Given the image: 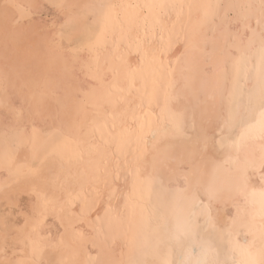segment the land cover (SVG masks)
Listing matches in <instances>:
<instances>
[{
	"label": "bare ground",
	"instance_id": "obj_1",
	"mask_svg": "<svg viewBox=\"0 0 264 264\" xmlns=\"http://www.w3.org/2000/svg\"><path fill=\"white\" fill-rule=\"evenodd\" d=\"M45 2L75 7H56L61 20H45L50 35L37 51L6 50L4 5L39 4L42 12ZM101 4L109 7H86ZM249 4L255 6L250 16L237 7ZM259 5L260 0H0V261L32 264L35 255L58 264H182L194 258L177 231L190 211L196 213L197 239L212 231L210 215L217 231L232 229L241 244L251 241L247 227L233 225L243 201L232 191L236 156L220 143L219 121L209 131L215 144L203 146L200 135L213 103L208 82L219 59L229 88L234 81L245 105L250 91L258 92L256 50L264 25ZM53 37L61 46L49 53ZM193 43L197 53L189 50ZM242 52L246 59L233 72L232 61ZM185 65L189 71L182 73ZM184 75L196 82L194 94L183 93ZM69 90L75 109L62 121L53 114ZM169 90L178 94L171 103L164 94ZM214 103L227 110L226 99ZM175 114L181 131L172 122ZM246 120L258 123V100ZM262 148L259 135L246 145L257 156ZM261 175L257 167L249 183L257 200L248 206L249 219L257 227ZM209 185L218 190L211 200ZM181 191L185 199H177ZM49 241L63 243L53 247ZM218 248L227 264L244 259L229 251L227 241Z\"/></svg>",
	"mask_w": 264,
	"mask_h": 264
},
{
	"label": "snow or ice",
	"instance_id": "obj_2",
	"mask_svg": "<svg viewBox=\"0 0 264 264\" xmlns=\"http://www.w3.org/2000/svg\"><path fill=\"white\" fill-rule=\"evenodd\" d=\"M57 8L75 7L67 5H54ZM41 5H19V4H5L4 5V46L5 49L15 47L24 48L26 52L31 53L37 51L41 45L40 41L45 35H50L48 28L44 22H33L32 16H34ZM89 8H106L108 5H88ZM170 7V6H162ZM237 7H244L249 10L248 16L253 14L255 9L254 5H240ZM259 14L262 20H264V0H260ZM207 15V13H206ZM248 18L247 16L245 17ZM260 23L261 21H257ZM28 26L25 30V26ZM162 28V25L160 26ZM256 33L253 32V38ZM70 39V38H69ZM254 40L249 39L248 47L251 48ZM187 45L188 42L186 41ZM61 46V41H58L55 37L52 40L47 41V50L49 53H54L57 48ZM63 47H68V44H63ZM189 50L193 53L198 52V45L193 43L189 45ZM259 56L261 64V72L259 74V87L258 92L253 89L250 91L247 97V104L245 105L241 99L239 89L233 81L232 87L229 88L228 73L225 71V62L223 59H219L216 64L217 72L215 79L209 81L210 95L213 103L210 105L207 116L206 126L202 127L200 135V143L203 146H208L209 142L216 143V136L209 135L210 126L212 123H216V127L219 128V140L222 146L228 148L235 154L236 160V172L237 177L232 191L235 196L243 201V211L238 206L237 217L234 218L233 225L245 226L248 231L253 235L251 241H247L241 244L238 240L234 239L233 230L229 229L224 232H219L215 229V223L210 215L206 218V224L212 231L206 233L203 237L197 239V224L196 213L189 212L188 215L177 224V231L186 238V244L189 249L190 258L182 264H227V261L219 259L218 243L227 241L231 245L229 251L239 252L244 259L241 264H264V190L259 193L258 205L260 224L257 227L254 223V218L249 219L248 206L251 204L256 206V195L249 194L250 177L258 167L262 173L260 179L264 181V148L261 149L259 155L249 153L246 151V145L252 142V140L259 135L264 139V25H262V31L260 33L259 47L256 50ZM246 57L243 52L239 58H234L232 61L233 72H239ZM189 68L187 65L181 68L182 73H187ZM203 87V86H201ZM169 89H172V85H169ZM197 91L196 82L188 77L183 76V93L185 95L194 94ZM166 101L171 103L175 100L178 94L174 90L166 91ZM219 97L221 103L227 101V110L221 111L215 106V98ZM78 98V97H77ZM258 100L259 103V120L258 123L253 124L246 120V115L251 112L254 102ZM75 109L74 96L69 90L66 94V98L62 101V107H58V111L53 114L54 118L64 120H70L71 115ZM172 122L177 131L182 130V120L179 114H175L172 117ZM239 128V132L236 129ZM36 178L43 181V176L39 170H36ZM191 181V177H188ZM47 185H44L46 189ZM264 189V184H262ZM205 192L209 199H213L218 190L214 185H209ZM177 199H185L184 192H178L176 194ZM179 239V237H177ZM62 241H49V244L55 247L56 244H62ZM196 249V252L192 250ZM0 264H5L4 261H0ZM7 264H19L18 261H9ZM32 264H58L53 260L45 261L43 259H36L33 256ZM59 264H64L63 261ZM68 264H73L69 261Z\"/></svg>",
	"mask_w": 264,
	"mask_h": 264
},
{
	"label": "rangeland",
	"instance_id": "obj_3",
	"mask_svg": "<svg viewBox=\"0 0 264 264\" xmlns=\"http://www.w3.org/2000/svg\"><path fill=\"white\" fill-rule=\"evenodd\" d=\"M44 7L46 8L45 11H43V8L41 9L42 12L39 10L34 16H32V18H36V20H39L41 22H46L49 20L50 22L48 23H51V21H54V20H61V13L58 12V11H55L56 7L48 2H45V5ZM41 12V13H40ZM60 13V14H58ZM56 16V17H55ZM61 16V17H60ZM39 17L41 19H39ZM53 17V18H52ZM56 18V19H55ZM53 19V20H52Z\"/></svg>",
	"mask_w": 264,
	"mask_h": 264
}]
</instances>
